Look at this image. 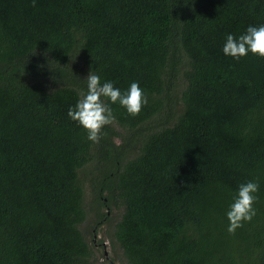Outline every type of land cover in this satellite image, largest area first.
Instances as JSON below:
<instances>
[{
	"label": "trees",
	"instance_id": "trees-1",
	"mask_svg": "<svg viewBox=\"0 0 264 264\" xmlns=\"http://www.w3.org/2000/svg\"><path fill=\"white\" fill-rule=\"evenodd\" d=\"M262 23L264 0H0V264H91L102 223L129 264H264V58L222 52ZM90 71L148 97L98 143L67 116Z\"/></svg>",
	"mask_w": 264,
	"mask_h": 264
},
{
	"label": "clouds",
	"instance_id": "clouds-1",
	"mask_svg": "<svg viewBox=\"0 0 264 264\" xmlns=\"http://www.w3.org/2000/svg\"><path fill=\"white\" fill-rule=\"evenodd\" d=\"M222 52L234 60L249 53L264 58V23L247 25L239 35L227 33ZM84 80L86 86L80 90L75 104L69 106L67 116L86 131L87 140L92 143H98L102 128L115 120L112 105H118L127 114L135 116L148 103V97L137 81H132L121 90L111 80L102 81L94 71H90ZM259 188L256 180L238 185L225 211L228 233H235L244 222H250L256 215L254 205Z\"/></svg>",
	"mask_w": 264,
	"mask_h": 264
},
{
	"label": "rangeland",
	"instance_id": "rangeland-1",
	"mask_svg": "<svg viewBox=\"0 0 264 264\" xmlns=\"http://www.w3.org/2000/svg\"><path fill=\"white\" fill-rule=\"evenodd\" d=\"M90 192L91 191L88 190L86 197L89 203H91L93 197L92 194H90ZM83 224H84L83 227H85V229L93 231L95 224V215L92 212H90L88 214L87 220L84 221ZM108 224L102 223L97 226L96 241L98 242L101 240L100 242L103 243V246L95 245V243H93L92 237L88 235V239L90 240V242H92L93 245V253L95 254V256L90 259V263L111 264V261L109 260L110 259L109 257H111L114 264H129L126 258L124 257L122 250L119 248L118 244L114 242L115 244L113 245L111 236L108 235V232L111 233L113 228L111 225ZM106 250L108 251V254H106Z\"/></svg>",
	"mask_w": 264,
	"mask_h": 264
},
{
	"label": "water",
	"instance_id": "water-1",
	"mask_svg": "<svg viewBox=\"0 0 264 264\" xmlns=\"http://www.w3.org/2000/svg\"><path fill=\"white\" fill-rule=\"evenodd\" d=\"M106 254H108V251L106 250ZM111 264H113V261L111 262Z\"/></svg>",
	"mask_w": 264,
	"mask_h": 264
},
{
	"label": "flooded vegetation",
	"instance_id": "flooded-vegetation-1",
	"mask_svg": "<svg viewBox=\"0 0 264 264\" xmlns=\"http://www.w3.org/2000/svg\"><path fill=\"white\" fill-rule=\"evenodd\" d=\"M101 245L103 246V243Z\"/></svg>",
	"mask_w": 264,
	"mask_h": 264
}]
</instances>
